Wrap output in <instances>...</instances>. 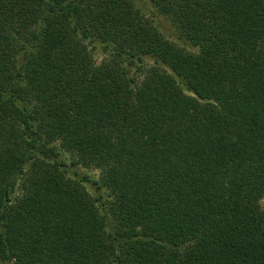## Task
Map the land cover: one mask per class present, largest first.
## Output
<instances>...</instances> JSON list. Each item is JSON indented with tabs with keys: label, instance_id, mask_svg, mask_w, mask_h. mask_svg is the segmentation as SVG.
I'll return each instance as SVG.
<instances>
[{
	"label": "trees",
	"instance_id": "1",
	"mask_svg": "<svg viewBox=\"0 0 264 264\" xmlns=\"http://www.w3.org/2000/svg\"><path fill=\"white\" fill-rule=\"evenodd\" d=\"M263 198L264 0H0L1 264H264Z\"/></svg>",
	"mask_w": 264,
	"mask_h": 264
},
{
	"label": "rangeland",
	"instance_id": "2",
	"mask_svg": "<svg viewBox=\"0 0 264 264\" xmlns=\"http://www.w3.org/2000/svg\"><path fill=\"white\" fill-rule=\"evenodd\" d=\"M156 19H157V22L160 24V26H162L164 28L162 30H163V34L165 35V37L168 38L169 40H173L170 37V32L174 31V29L171 25V22L169 20H167L166 18L161 17V16L160 17L158 16ZM175 44L177 46L183 48L184 50L194 51L192 49H189V48L183 46L181 43H179L177 41L175 42ZM90 48H92V47H90ZM92 52H93L94 60L97 63H100L102 61V59L104 58V53L100 49L94 50L93 48H92ZM146 63L148 64V62H146ZM65 160H66L67 165H70V160H69L68 156L65 157ZM76 170H78L82 175H87L93 179H97V177H98V172L95 170H92V169L77 167ZM85 189L87 190V192H89L92 195L91 190L87 186H85ZM259 204H260L261 209H264V198L260 201Z\"/></svg>",
	"mask_w": 264,
	"mask_h": 264
}]
</instances>
